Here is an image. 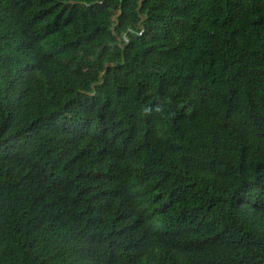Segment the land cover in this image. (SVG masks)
I'll list each match as a JSON object with an SVG mask.
<instances>
[{
    "label": "trees",
    "instance_id": "1",
    "mask_svg": "<svg viewBox=\"0 0 264 264\" xmlns=\"http://www.w3.org/2000/svg\"><path fill=\"white\" fill-rule=\"evenodd\" d=\"M0 264H264V0H0Z\"/></svg>",
    "mask_w": 264,
    "mask_h": 264
},
{
    "label": "water",
    "instance_id": "2",
    "mask_svg": "<svg viewBox=\"0 0 264 264\" xmlns=\"http://www.w3.org/2000/svg\"><path fill=\"white\" fill-rule=\"evenodd\" d=\"M103 46H104V45L100 46V48H99V50H98V52H97L98 54H99L100 51L102 50Z\"/></svg>",
    "mask_w": 264,
    "mask_h": 264
},
{
    "label": "clouds",
    "instance_id": "3",
    "mask_svg": "<svg viewBox=\"0 0 264 264\" xmlns=\"http://www.w3.org/2000/svg\"><path fill=\"white\" fill-rule=\"evenodd\" d=\"M115 17V16H114ZM102 46V45H101Z\"/></svg>",
    "mask_w": 264,
    "mask_h": 264
}]
</instances>
